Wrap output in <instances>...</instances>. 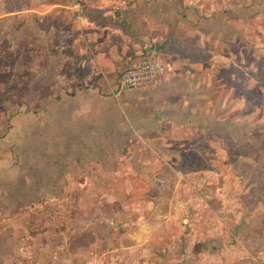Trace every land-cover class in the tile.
<instances>
[{"label":"rangeland","instance_id":"obj_1","mask_svg":"<svg viewBox=\"0 0 264 264\" xmlns=\"http://www.w3.org/2000/svg\"><path fill=\"white\" fill-rule=\"evenodd\" d=\"M175 1L181 16L196 8L195 26L181 29L197 27L191 42L205 46L184 52L203 62L214 56L204 99L192 100L190 127L172 135L188 150L180 156L168 150L174 164L160 167L157 181L105 184L96 175L103 167L84 161L102 162L108 171L118 160V168L127 169L132 155L120 149L131 135L116 136L102 157V150L71 149L61 150L59 159L58 151L33 148L19 134L6 147L0 143V155L11 150L15 156L9 172H0V264H53L49 256L61 241L67 245L60 255L75 257L61 264H85L76 249L89 243L92 251L103 249L90 234H79L86 219L97 221L100 203L111 214L129 204L143 209L150 201L167 205L165 224L157 240L125 251L121 264H264V0ZM11 2L13 11L20 9L21 0ZM15 18L0 21L7 36L0 37V142L15 115L37 112L61 90L70 92L62 78L74 64L67 49L57 48L49 26L39 24L47 28L43 33L36 18ZM11 142L21 145L11 149ZM168 151L159 152L169 158ZM56 194L62 197L51 196Z\"/></svg>","mask_w":264,"mask_h":264},{"label":"crops","instance_id":"obj_2","mask_svg":"<svg viewBox=\"0 0 264 264\" xmlns=\"http://www.w3.org/2000/svg\"><path fill=\"white\" fill-rule=\"evenodd\" d=\"M1 2L4 11L0 21L17 16L36 18L37 30L45 33V26H49L48 31L60 44L57 48L61 52L67 49L68 59L74 62L69 75L62 78L63 86L70 92L61 90L57 98L48 99L37 112L26 110L15 115L0 142L3 147L15 141L19 134L33 148L58 151L59 159L64 156L61 150L71 149L102 150V157L116 136L131 135L132 140L120 149L127 151V156L132 155L127 169L118 168V160L108 171L102 162L84 161L85 166L103 167L96 175L105 184L157 181V170L174 164L171 152L179 155L181 151L182 155L183 150H188L182 142H174L172 135H183L190 127V118L195 117L192 100L204 99L206 74L214 68L211 63L214 56L203 62L184 52L194 51L192 46L205 48L203 40L191 42V37L199 34L197 27L193 32L181 29L186 24L188 28L190 24L195 26L196 8L181 16L182 8L175 0H88L84 19L78 21L72 9L73 0H21L20 9L15 11L11 9V0ZM41 22L45 30L39 26ZM201 38L204 39L202 35ZM151 52L165 63V75L152 86L115 95L121 73ZM191 95H194L192 99ZM12 143L11 149L21 145ZM160 150L171 151L167 154L170 157H163ZM12 155L11 150L0 155L1 173H8L15 163ZM73 158L77 160V156ZM71 180L75 181L76 177ZM132 190V186L123 189L126 193ZM51 196L60 198L62 194ZM163 206L167 205L150 201L143 209L129 204L115 214H106L104 204L100 203L97 221L86 219L84 229L78 232L84 236L90 234L95 243L101 242L103 249L100 253L92 251L89 243L82 251L88 254L76 249L75 255L85 264H121L125 251L135 252L132 250L157 240L156 233L165 224L162 219L170 211L162 210ZM146 209L147 215L141 211ZM132 213L137 218H130ZM66 245V241H61L49 261L54 259L53 264L74 261L73 253L60 255V252L65 254Z\"/></svg>","mask_w":264,"mask_h":264},{"label":"built area","instance_id":"obj_3","mask_svg":"<svg viewBox=\"0 0 264 264\" xmlns=\"http://www.w3.org/2000/svg\"><path fill=\"white\" fill-rule=\"evenodd\" d=\"M88 0H73L72 9L76 19H84L85 7ZM167 67L163 60L147 53L141 61L133 66L127 67L120 75L115 95L146 88L157 83L166 73Z\"/></svg>","mask_w":264,"mask_h":264},{"label":"trees","instance_id":"obj_4","mask_svg":"<svg viewBox=\"0 0 264 264\" xmlns=\"http://www.w3.org/2000/svg\"><path fill=\"white\" fill-rule=\"evenodd\" d=\"M16 18L15 17H11V18H8V19H4V21H14ZM2 34V32L0 33V37H2V36H6L5 34H3V35H1ZM7 37V36H6ZM13 41V40H12ZM14 42V41H13ZM48 102V101H47ZM43 108V107H42ZM41 108V109H42ZM116 212H118V210L116 211ZM116 212H112L111 214H115Z\"/></svg>","mask_w":264,"mask_h":264}]
</instances>
